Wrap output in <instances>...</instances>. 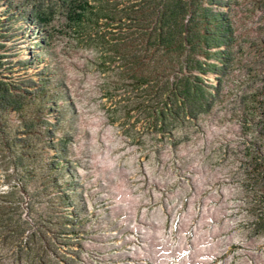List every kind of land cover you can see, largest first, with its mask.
Wrapping results in <instances>:
<instances>
[{
	"label": "rangeland",
	"instance_id": "obj_1",
	"mask_svg": "<svg viewBox=\"0 0 264 264\" xmlns=\"http://www.w3.org/2000/svg\"><path fill=\"white\" fill-rule=\"evenodd\" d=\"M213 2L232 64L208 110L165 127L163 97L132 84L118 44L79 37L67 9L41 26L11 4L3 61L28 106L0 97V264H264V179L248 165L264 144V0Z\"/></svg>",
	"mask_w": 264,
	"mask_h": 264
},
{
	"label": "trees",
	"instance_id": "obj_2",
	"mask_svg": "<svg viewBox=\"0 0 264 264\" xmlns=\"http://www.w3.org/2000/svg\"><path fill=\"white\" fill-rule=\"evenodd\" d=\"M14 1L28 8L30 14L26 17L41 26H47L67 9L65 19L76 28L79 37L85 41L106 38L118 44L112 49L120 56L132 84L163 97L162 107L152 111L154 124L160 127L195 119L208 110L219 95L226 68L233 61L231 21L225 9L212 8L214 0H0V16L12 12L5 18L7 24L0 18V97L9 98V105L18 112L25 113L23 108L28 106L19 97L25 90L18 84L25 77L13 76L18 70L7 67L3 61L8 49L6 30H10L14 16L18 17L11 7ZM23 15L24 12L19 14ZM257 47L260 67L259 74L253 75L261 79L251 98L260 105L254 115L259 116L264 136V38ZM178 70L180 73L172 80L170 72L173 75ZM208 72L218 73L213 88L205 83ZM263 146L250 147L253 152L248 156V165H252L250 175L257 181L264 179ZM261 222L264 225V218Z\"/></svg>",
	"mask_w": 264,
	"mask_h": 264
}]
</instances>
